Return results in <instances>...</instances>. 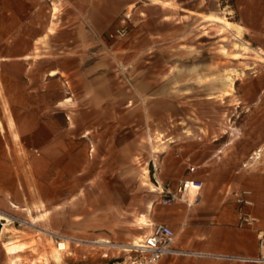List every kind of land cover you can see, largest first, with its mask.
Here are the masks:
<instances>
[{"label":"rangeland","instance_id":"374dc122","mask_svg":"<svg viewBox=\"0 0 264 264\" xmlns=\"http://www.w3.org/2000/svg\"><path fill=\"white\" fill-rule=\"evenodd\" d=\"M142 1L159 5L143 7L147 16L130 12L128 32L142 39L121 60L120 107L107 108L102 120L73 122L74 131L91 130L92 142L69 137L59 118L49 150L8 154L16 166L24 163L23 204L0 208L10 218L0 221V233L3 225L7 231L2 248L5 254L8 242L24 248L7 254V264L17 255L18 264H73L61 254L56 259L55 237L140 240L153 223L169 225L178 209L192 208L158 204L161 187L189 178L190 165H203L195 176L205 183L212 169L239 171L264 145V0H237L235 8L217 0ZM212 16L236 27L225 29ZM151 38L153 48L141 51ZM227 75L233 88L223 86ZM113 114L120 119H108Z\"/></svg>","mask_w":264,"mask_h":264},{"label":"crops","instance_id":"0c3cea01","mask_svg":"<svg viewBox=\"0 0 264 264\" xmlns=\"http://www.w3.org/2000/svg\"><path fill=\"white\" fill-rule=\"evenodd\" d=\"M155 5L159 3L142 0H0L1 209L10 201L23 204L20 188L24 163L19 159L16 166L8 154L49 150L51 137L59 135L52 123L59 118L65 123L64 132L71 129L69 137L92 142L91 130L74 131L73 122L102 120L107 108L114 111L120 107L115 89L120 88L117 73L121 60L140 47L142 38L131 32L117 42L107 37L127 27L131 11L140 10L147 16L143 7ZM161 10V22L169 20L166 7ZM154 43L151 38V46L140 50H151ZM230 76L223 86L231 87ZM120 117L113 114L108 119L114 122ZM69 123L72 128H67ZM10 137L17 139L11 142ZM26 138L35 144L26 145ZM74 143L72 140L66 145ZM245 163L239 171H209L208 183L203 182L194 207L178 209L176 221L168 222L176 230V248L183 254L166 256L159 264H264V259L257 261L264 258L258 237L264 230V170L244 168ZM242 190L252 194L253 205L247 210L258 218L254 229L237 226L239 210L234 194ZM143 221L148 220L143 217ZM5 226L0 233V264L8 263L2 248ZM86 264H105V260L90 256Z\"/></svg>","mask_w":264,"mask_h":264},{"label":"built area","instance_id":"2783aa9c","mask_svg":"<svg viewBox=\"0 0 264 264\" xmlns=\"http://www.w3.org/2000/svg\"><path fill=\"white\" fill-rule=\"evenodd\" d=\"M128 28L116 29L108 35V40L119 41L128 36ZM264 166V145L259 147L244 164V168L261 170ZM189 178L180 180L174 185L161 187L162 192L158 204L173 206L184 203L189 208L197 203L203 190L204 183L196 178L197 167H188ZM192 194L193 199H192ZM248 190L238 191L234 194L238 204L237 226L241 229H254L258 218L252 215L247 208L253 205ZM149 234L140 240L121 244L105 239L55 237L53 239L56 250L75 264H86L88 257L99 256L105 264H159L166 256L183 254L176 248L177 233L167 224H152ZM259 248L264 249V230L258 233ZM261 258L257 261H262Z\"/></svg>","mask_w":264,"mask_h":264},{"label":"bare ground","instance_id":"6f19581e","mask_svg":"<svg viewBox=\"0 0 264 264\" xmlns=\"http://www.w3.org/2000/svg\"><path fill=\"white\" fill-rule=\"evenodd\" d=\"M211 19L214 21V22H225L224 23V27H225V29H228V30H230V29H232V28H234L235 27V24L234 23H232V22H229V21H224V19H222V18H220V17H211ZM241 30V28H239V31ZM241 47H243V48H247V49H249L247 46H244V45H241ZM259 54H262L261 52H258ZM263 55H264V53H263ZM263 60H264V57H261ZM235 74H237V72H235ZM229 81L231 82V87H233V84H234V78L232 77V76H230L229 78ZM14 207H17V206H14ZM0 221H4V222H10V218H8L7 216H5V215H2V214H0ZM143 224H145L146 226H149V223H148V221H143L142 222ZM3 233H2V235L5 233V232H7L6 231V228H4V230L2 231ZM1 235V236H2ZM3 236H5V235H3ZM5 246H6V253L7 254H11V255H13V254H16V253H18L21 249H23L24 248V246L23 245H20V244H17V243H7V244H5ZM56 259L59 261V262H61V255H60V253L58 252V251H56ZM17 261L18 260H15V261H13V264H18L17 263ZM49 264V263H48Z\"/></svg>","mask_w":264,"mask_h":264},{"label":"trees","instance_id":"16d2710c","mask_svg":"<svg viewBox=\"0 0 264 264\" xmlns=\"http://www.w3.org/2000/svg\"><path fill=\"white\" fill-rule=\"evenodd\" d=\"M218 2H220L222 4L223 7H231V8H235L236 2L237 0H217Z\"/></svg>","mask_w":264,"mask_h":264}]
</instances>
